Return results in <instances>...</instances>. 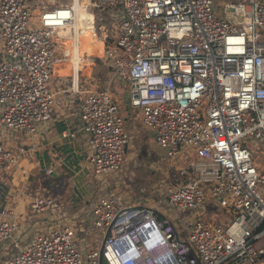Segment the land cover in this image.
I'll use <instances>...</instances> for the list:
<instances>
[{
    "label": "built area",
    "instance_id": "obj_1",
    "mask_svg": "<svg viewBox=\"0 0 264 264\" xmlns=\"http://www.w3.org/2000/svg\"><path fill=\"white\" fill-rule=\"evenodd\" d=\"M83 1L90 18L76 30L74 5L45 7L34 25L29 0H0V126L32 138L53 119L62 101L52 80L65 78L67 63L74 69L89 32L164 158H194L196 179L167 189L158 205L169 216L110 193L70 218L61 202L38 196L31 213L49 223L29 241L0 209V248L13 244L3 264H264V158L247 147L264 145V0L227 4L224 17L214 0ZM66 28L69 45L59 35ZM79 104L95 176L117 173L131 142L120 107L107 89ZM24 153L0 140V169L18 168ZM209 199L231 221L210 215ZM74 225L97 235L86 254Z\"/></svg>",
    "mask_w": 264,
    "mask_h": 264
},
{
    "label": "crops",
    "instance_id": "obj_2",
    "mask_svg": "<svg viewBox=\"0 0 264 264\" xmlns=\"http://www.w3.org/2000/svg\"><path fill=\"white\" fill-rule=\"evenodd\" d=\"M84 37L85 50L90 49V43L94 40L90 38L89 43L85 34ZM81 60L78 73L84 63V59ZM78 76L79 74L77 78ZM54 79L56 80L53 92L62 104L53 119L42 124L36 135L28 138L19 133L10 134L0 126V140L11 148L21 147L25 150L18 168L11 171L0 169V209L10 213V217L13 216L19 221L20 229L16 237L22 236L24 241H29L49 223L47 216H34L31 213V204L36 197L48 196L61 202L62 216H68L75 211L76 215L81 216L92 207L100 191H104L102 188L99 191L100 185L103 187L105 184H102V181L95 182L93 164L87 157L89 136L80 130L79 100L87 91L81 90L80 95H75L72 91L71 79L58 77ZM125 89L127 98V88ZM139 130L144 131V135L149 133L143 124ZM139 130L127 129L131 140L137 137ZM138 137L144 143L146 138L139 135ZM130 147L129 145L126 154L130 151ZM12 249V243L0 248V264L12 254Z\"/></svg>",
    "mask_w": 264,
    "mask_h": 264
},
{
    "label": "rangeland",
    "instance_id": "obj_3",
    "mask_svg": "<svg viewBox=\"0 0 264 264\" xmlns=\"http://www.w3.org/2000/svg\"><path fill=\"white\" fill-rule=\"evenodd\" d=\"M218 8V15L224 17V9L227 4L238 3L243 0H214ZM32 12H33V23L37 25L40 21V16L43 8L45 7H55L57 5H68L73 6L74 0H29ZM87 4V2L85 3ZM94 11V10H90ZM89 15L82 16V26H85V20H87ZM87 36L88 42L90 43L92 36L89 32L84 33ZM82 37V46H86V39ZM94 40V39H93ZM95 42V40L93 41ZM91 42V43H93ZM90 43V49H95ZM69 45V44H68ZM81 46V47H82ZM102 46H99L98 52L92 53L85 49L82 50V57H94L91 64L82 65L80 76V90L82 91H96V90H109L116 103L120 107L121 114L125 120V128L128 130H139L142 127V113L138 109L133 112V117L126 119V87L121 84L120 81L116 80L111 69L105 64L101 59V54L98 55L99 50ZM94 51V50H93ZM3 46H0V63L3 62ZM84 55V56H83ZM10 62V61H9ZM71 64L67 63V66L63 68L65 71L62 72L65 78L71 79L72 82V68ZM56 79L52 80V87ZM148 130V129H147ZM148 134L144 135V131L139 130V136L145 137L144 143L140 138H132L130 142V151L126 154V161L124 166L117 173L107 175V176H96L95 182L105 184L103 187H99L101 193L98 196L109 195L110 193H116L121 198V200L126 201L129 204H141L147 206L157 207L159 210L163 211L167 216L170 215V210L165 209L164 205H158L159 201L164 200V195L169 188H174L182 184H186L191 180L196 179V172L192 167L194 158L185 157L184 159H165V151L160 150L153 138L152 133L148 130ZM148 139V140H147ZM147 140V141H146ZM247 147L252 151L254 159L260 162L264 158V154L261 150H264V145L261 146L253 141L247 144ZM104 193V194H103ZM206 208L210 211V215H214L217 220H222L228 222L230 220L229 216L223 212L219 204L209 199L205 204ZM76 211L74 213H69L70 218L76 216ZM66 216V217H68ZM78 220H76L77 222ZM76 236L75 241L79 248L86 254L87 246L85 241L91 240L96 237L95 234H87L86 232L77 231L79 228L74 225ZM100 237V236H98ZM93 244V243H91ZM97 250H99V245L93 244ZM86 264H88L85 258Z\"/></svg>",
    "mask_w": 264,
    "mask_h": 264
},
{
    "label": "bare ground",
    "instance_id": "obj_4",
    "mask_svg": "<svg viewBox=\"0 0 264 264\" xmlns=\"http://www.w3.org/2000/svg\"><path fill=\"white\" fill-rule=\"evenodd\" d=\"M74 8H75V11H76V15H75V28H76V30H78V29H80L82 27V20H81L82 16H87V14L89 15V12H88V10L86 8V5H85V3H84L83 0H74ZM59 35L62 37V39H65L64 42L66 44H69L70 43L71 34H70V29L69 28L62 29L59 32ZM82 37H83V35H80V44L78 46V52H77V50H75L76 58L74 59V62H75L74 69L71 66V68H72V74H74V76H75L76 85L78 84V81H79V78H80V73H81V71L79 73H78V71L80 70V66H81V62H82L81 59L83 58L82 57V54H83L82 53V50L85 49V46L83 47L81 45L82 44ZM91 45L95 49H88L87 48V50L90 51V52H92V53L98 52V49H99V46L100 45L103 47V45L100 42H97V41L91 43ZM101 51H102V48L99 50V53ZM92 58L93 57H84V61H85V64L84 65L91 64L92 63ZM261 64H262V66H264V62H262ZM77 74H79V76H78L79 78H77Z\"/></svg>",
    "mask_w": 264,
    "mask_h": 264
},
{
    "label": "water",
    "instance_id": "obj_5",
    "mask_svg": "<svg viewBox=\"0 0 264 264\" xmlns=\"http://www.w3.org/2000/svg\"><path fill=\"white\" fill-rule=\"evenodd\" d=\"M125 103H126L125 112L127 113L126 119H128V118H131V116H132V108H131V105H130L129 96H127V98L125 100ZM127 151H128V147L125 149V153H127Z\"/></svg>",
    "mask_w": 264,
    "mask_h": 264
},
{
    "label": "trees",
    "instance_id": "obj_6",
    "mask_svg": "<svg viewBox=\"0 0 264 264\" xmlns=\"http://www.w3.org/2000/svg\"><path fill=\"white\" fill-rule=\"evenodd\" d=\"M101 264H107V262L105 260H102V263Z\"/></svg>",
    "mask_w": 264,
    "mask_h": 264
}]
</instances>
